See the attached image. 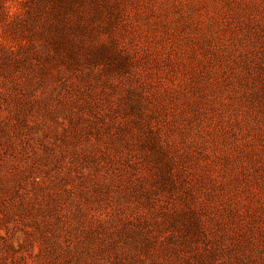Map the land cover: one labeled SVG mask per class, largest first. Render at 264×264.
I'll use <instances>...</instances> for the list:
<instances>
[{
    "label": "rangeland",
    "instance_id": "rangeland-1",
    "mask_svg": "<svg viewBox=\"0 0 264 264\" xmlns=\"http://www.w3.org/2000/svg\"><path fill=\"white\" fill-rule=\"evenodd\" d=\"M0 264H264V0H0Z\"/></svg>",
    "mask_w": 264,
    "mask_h": 264
}]
</instances>
